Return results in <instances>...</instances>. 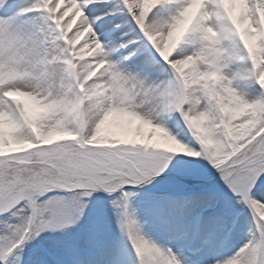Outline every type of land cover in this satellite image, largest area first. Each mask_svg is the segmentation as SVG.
Wrapping results in <instances>:
<instances>
[{
  "label": "snow or ice",
  "instance_id": "obj_1",
  "mask_svg": "<svg viewBox=\"0 0 264 264\" xmlns=\"http://www.w3.org/2000/svg\"><path fill=\"white\" fill-rule=\"evenodd\" d=\"M0 264H264V0H0Z\"/></svg>",
  "mask_w": 264,
  "mask_h": 264
}]
</instances>
